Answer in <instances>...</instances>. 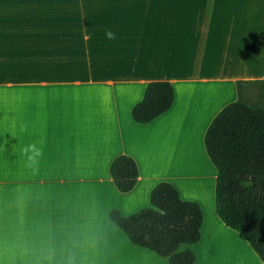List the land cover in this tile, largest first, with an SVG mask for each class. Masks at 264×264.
<instances>
[{
    "label": "crops",
    "instance_id": "obj_1",
    "mask_svg": "<svg viewBox=\"0 0 264 264\" xmlns=\"http://www.w3.org/2000/svg\"><path fill=\"white\" fill-rule=\"evenodd\" d=\"M264 79V0H0V264H168L134 245L111 212L151 205L160 182L198 202L194 264H264L216 212L205 136ZM175 99L133 120L147 84ZM138 166L120 192L110 167Z\"/></svg>",
    "mask_w": 264,
    "mask_h": 264
},
{
    "label": "trees",
    "instance_id": "obj_2",
    "mask_svg": "<svg viewBox=\"0 0 264 264\" xmlns=\"http://www.w3.org/2000/svg\"><path fill=\"white\" fill-rule=\"evenodd\" d=\"M238 93V100L213 119L205 145L218 169V216L240 232L264 262V79L239 81ZM174 99L170 82H149L143 99L132 109V118L140 124L149 123L169 111ZM110 173L122 193L134 188L139 174L135 160L127 155L113 160ZM150 202L129 216L115 209L111 219L134 245L167 258L168 264H194L196 253L179 248L200 241L201 205L182 199L167 181L153 188Z\"/></svg>",
    "mask_w": 264,
    "mask_h": 264
}]
</instances>
